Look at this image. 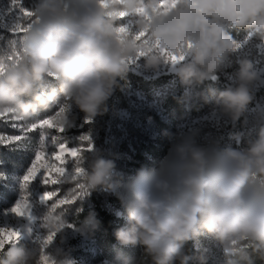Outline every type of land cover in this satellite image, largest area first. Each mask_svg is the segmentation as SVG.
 <instances>
[{
    "label": "clouds",
    "instance_id": "1",
    "mask_svg": "<svg viewBox=\"0 0 264 264\" xmlns=\"http://www.w3.org/2000/svg\"><path fill=\"white\" fill-rule=\"evenodd\" d=\"M158 4L37 0L32 23L0 53V113L30 123L41 111L63 108L57 122L65 128L74 120L70 110L75 108L92 121L107 111L119 79L137 59L143 58L150 70L172 64L181 84L192 87L218 79L239 48L233 30H248L264 41V0H180L170 11L152 12ZM140 9H147L150 19ZM120 12L128 16L121 19ZM125 19L132 24L126 34L118 31ZM139 33L145 35L137 38ZM157 44L184 59L173 64ZM238 64L233 85L200 93L213 112L232 122L245 113L253 87L261 81L251 60L240 58ZM192 98L186 92L180 101L187 104ZM164 135L170 141L167 153L152 167H142L127 186L116 159L99 151L81 156L78 166L84 172L78 180L63 178L75 185L66 191L69 199L82 200L97 190L122 199L126 223L114 235L120 245L142 252L109 264H207L204 253L185 249L188 241L205 234L222 247L226 264H264V115L242 143L240 134L233 137L236 147L201 143L197 130ZM65 212L42 225L48 233L60 234L68 226L91 237L100 227L94 212L75 226L68 224ZM49 244L32 247L18 239L0 250V264H40L42 255L51 264H76L59 250L47 253Z\"/></svg>",
    "mask_w": 264,
    "mask_h": 264
},
{
    "label": "rangeland",
    "instance_id": "2",
    "mask_svg": "<svg viewBox=\"0 0 264 264\" xmlns=\"http://www.w3.org/2000/svg\"><path fill=\"white\" fill-rule=\"evenodd\" d=\"M36 2L37 0H21L22 6L29 11L36 6ZM19 21L22 27L26 28L32 17L21 18L20 11L13 6L12 0H0V53L22 34L23 31H15ZM233 39L240 47L225 62L217 76L225 84L233 85L239 68V59L247 58L252 61L254 69L261 76V81L254 85L253 100L245 113L238 121L232 122L220 117L212 108L206 113L190 117L170 127V133L197 130L199 142L216 141L222 148L236 147L237 143L233 139L236 134H240L241 143L246 137L254 134L258 117L264 115V41L248 30ZM143 65V58H140L130 63L129 69L145 78L176 74L172 64H164L156 70L145 69ZM169 91L170 87L165 85L153 97H148L130 85H125L124 79H119V86L109 98L104 114L86 122L83 113L72 108L70 112L74 120L63 132L56 128L47 129L49 140L46 141V155L52 151L59 152V146L51 144V136H56L69 150L77 148L80 157L83 154L90 156L93 152L99 151L107 159H116L117 169L123 174V183L127 186L142 167H152L169 149L170 141L159 131V125L144 118L145 111H152L159 114L162 123L166 124L162 102ZM192 97L190 102L194 103L198 96L195 94ZM57 112L58 109L41 111L30 123L14 120L11 114L0 117V136L23 137L19 141L8 140L0 143L4 147L0 153V228L17 231L20 234V242L32 247H39L41 241L48 235L42 225L54 204L57 207L53 215L57 216L67 210L64 215L69 225L75 226L83 221L89 212L95 213L96 206L107 209L115 216L117 228L126 223V209L117 194L97 190L89 192L82 200L60 205L59 200L65 198L66 191L70 187H75L74 184L65 183L63 178L58 185H45L42 176L37 175L27 188L23 186V177L35 161V153L40 150L41 130L25 133L21 128L31 123H39L41 119H51ZM14 124L18 127H13ZM85 135L89 137V141L80 140V137ZM75 159L65 153L64 165H60L58 161L56 163L65 167L67 171ZM70 174L69 171L66 176ZM52 175L55 178V173ZM46 191H55L56 195L49 201L43 200ZM120 192L123 195L125 188H121ZM22 199L29 205V214L17 216L11 209ZM77 208H81L82 211L78 212ZM106 236L101 226L91 237L82 236L74 227L66 226L62 233L55 235L45 251L55 253L59 250L69 254L76 264H109L118 257L141 255L140 247H124L118 243L116 237L115 241H110ZM201 236L202 239H195L196 249L206 255L207 264H226L225 254L219 243L207 234ZM8 244L10 243H6L5 246Z\"/></svg>",
    "mask_w": 264,
    "mask_h": 264
},
{
    "label": "snow or ice",
    "instance_id": "3",
    "mask_svg": "<svg viewBox=\"0 0 264 264\" xmlns=\"http://www.w3.org/2000/svg\"><path fill=\"white\" fill-rule=\"evenodd\" d=\"M180 0H159V4L156 8L152 9V12H167L173 9ZM12 4L14 7L18 8L21 14V18H29L32 17L31 11L27 10V8L22 6L21 0H12ZM103 4V0H102ZM140 12H143L146 16V18L150 19V16L148 14L147 9H140L138 10ZM111 15V13H109ZM118 15L121 18H126L128 16V13L126 12H120ZM32 23L29 22L27 26H29ZM132 27V24L130 21L125 19V22L122 24L121 28L118 30L121 33H127L129 29ZM27 27H22V24L20 21L15 26V31H26ZM145 33H139L137 38H140L144 36ZM157 49L160 51L162 55H165L173 64L176 62L183 60V55H176L175 53H170L166 49L159 48V45H155ZM190 47V45H189ZM237 47H240V45H237ZM64 111L63 108L60 109V112L56 113L55 116H53L51 119H41L39 123H31L30 125H24L21 130L25 133L32 132L34 130H41L40 135V141H39V151L35 153V161L32 162L31 167L27 171L26 175L23 177V186L27 188L28 184L37 177V175L42 176L43 183L45 185H58L61 183L62 178L66 176V173H69L68 177H70L73 181L78 180L83 175V168L79 167L80 159L81 157L78 155L79 150L77 148H71L70 150L65 146L64 143L60 142V140L56 136L50 137V142L52 145H58L59 146V152L52 151L49 154L46 155L45 153V147H46V141L49 140V133L47 129L56 128L60 132L64 131V128L62 125H60L57 120L59 115ZM8 114L0 113V117L5 116ZM14 120H18V118L12 116ZM13 127H18V125H13ZM23 137L21 136H14L11 138L0 136V143L6 142L8 140H21ZM81 141H89L88 136H81ZM91 147V144L89 142V148ZM68 153L69 156L75 157L76 159L73 161V164L69 166V169L66 171V168L63 166H58L57 161L60 163V165H64V154ZM43 170V172L41 171ZM53 173H55V178H53ZM77 188H83L82 185H77ZM82 193L77 192V195H80ZM56 195L55 191H46L42 197L43 200L49 201L53 196ZM76 199V196H73L71 199L67 198L65 196L64 199L59 200L60 205H69L72 204L73 200ZM57 205L52 206V211L49 212L47 217L45 218V226L48 222H51L55 220L57 217L53 215L55 212ZM13 213H15L17 216H26L29 214V205L27 204L26 200L22 199L16 203V205L11 209ZM63 226V225H61ZM19 233L17 231L11 230V229H4L0 228V250H2L5 247L6 243H14L19 239ZM55 236L54 232H49L48 235L41 241L44 246L51 243ZM40 264H51L50 259L46 255L41 256Z\"/></svg>",
    "mask_w": 264,
    "mask_h": 264
},
{
    "label": "trees",
    "instance_id": "4",
    "mask_svg": "<svg viewBox=\"0 0 264 264\" xmlns=\"http://www.w3.org/2000/svg\"><path fill=\"white\" fill-rule=\"evenodd\" d=\"M243 32H245L243 29L233 30L231 34L233 38H236L242 35ZM123 79L125 85H130L137 91L141 92L142 95L148 97H153L155 93L160 91L165 85L170 87L169 93L162 102L164 111L163 113L167 121L166 124L162 123V119L159 114H156L152 111H145L146 116L144 117L147 119V121L158 124L160 127L159 131L163 134L170 133V127L182 122L183 120L190 117H196L200 114L208 112L213 108L211 103H205L200 93L206 92V90L210 87L223 90L225 87L229 86L222 82L221 79H218L216 81L208 80L202 84L186 87L185 85L181 84L176 74H163L155 78H145L130 69H128ZM186 92L191 96L197 94L198 99L194 103H182L180 98L183 97ZM3 149L4 147L0 145V153L3 151ZM96 207V217L100 221V226L104 229V233L107 235L106 238L110 241H115V236L113 235V231L117 229L115 224V216L105 208L100 206ZM199 238L202 239V236ZM185 249L191 254H200L199 250L196 249L195 239L188 241L185 245Z\"/></svg>",
    "mask_w": 264,
    "mask_h": 264
}]
</instances>
